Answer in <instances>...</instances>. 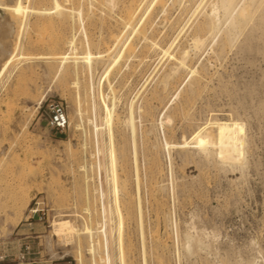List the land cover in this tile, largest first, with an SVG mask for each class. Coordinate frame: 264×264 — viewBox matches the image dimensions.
<instances>
[{
	"label": "rangeland",
	"instance_id": "obj_1",
	"mask_svg": "<svg viewBox=\"0 0 264 264\" xmlns=\"http://www.w3.org/2000/svg\"><path fill=\"white\" fill-rule=\"evenodd\" d=\"M61 1L82 17L0 9V249L28 241L42 264H79L80 253L93 264L86 234L66 240L54 223L82 229L101 217L97 264H264V0ZM130 11L139 32L124 26ZM70 37L78 48L61 63ZM183 48L181 66L170 53ZM54 101L66 130L49 123ZM215 118L244 123L238 164L180 145L198 126L215 137Z\"/></svg>",
	"mask_w": 264,
	"mask_h": 264
},
{
	"label": "bare ground",
	"instance_id": "obj_2",
	"mask_svg": "<svg viewBox=\"0 0 264 264\" xmlns=\"http://www.w3.org/2000/svg\"><path fill=\"white\" fill-rule=\"evenodd\" d=\"M22 1L23 0H17V1L15 0L16 3L14 2V4H4V3H2L0 1V9L1 10H4V9L13 10V11L17 12V14H19V13L21 14V13H25V12H33V13L39 14L40 16H42V15L49 16V15L55 13V14H59V15H61V14L69 15L70 17H76V16L82 17V11L80 9L76 10L74 7H68V6L66 7L63 4L64 2L61 1V0H52V6L51 7L32 8V9H31V7H30V9H28L27 7H25L23 5ZM66 1L68 2V0H66ZM255 1L256 0H249L250 5H252ZM167 2H168V0H164L163 3H162V5L163 6H166L167 5ZM220 2H221V7H224V8L227 9L231 5L232 0H220ZM200 4H202V3H200ZM217 12H218V7L216 6V3L215 4H212L211 11L209 12L210 13L209 18L216 17V19H217L218 18L217 17V15H218ZM241 14L244 15L245 13H241ZM244 16L242 18H244ZM206 20H205L204 23H201L200 25L198 24L199 25V29L200 28H203V26L206 23ZM123 23H124V26H126V27L128 26L133 31L139 32L138 23H136V13L134 11H130L124 17V22ZM152 24L150 23L149 25H147L148 30L152 29ZM202 30H204V29H202ZM196 31H199V30H196ZM205 31H206V29H205ZM199 33H201V30H200ZM199 33L195 32V34L193 35V39H192V45L196 49L199 48L200 46H202L203 45L202 42L204 41V39L202 38V36ZM206 33H204V34L206 35ZM202 35H203V33H202ZM142 36L144 37V39H147V37H145L144 34H142ZM65 42H66V45H67V50L63 53V56H61V63H65V61L63 59H64V55L68 51L73 52L76 48H78V46H77L78 45L77 38L70 37ZM148 45L150 47H155V48L156 47H158V48L160 47L159 46V42L158 41H155L153 39L150 40V42H149ZM171 46H172V44L169 47H163V48H161L162 52H164L166 55L169 54V51H170ZM54 53H55V51H54ZM59 53H57V54H59ZM57 54H55V55H57ZM188 55H189V50L187 48H183L178 53H170L171 59L174 60V63H176L177 65H181V66L182 65H185V60L188 57ZM168 58H169V56H168ZM75 62L77 63V60H75ZM187 65H188V63H187ZM178 67H180V66H178ZM171 73H172V71L167 72V74L166 73L165 74L168 77V76H170ZM166 80L164 79L163 82H165ZM77 84H78V82H74V85H77ZM41 101H42V99L39 100L35 104V107L33 109L34 112L32 111L33 112V115L38 110V108L40 107ZM108 111H109V108L107 107V112ZM79 112L81 114V111L80 110H79ZM31 117H33V116H31ZM106 120H107V122H110V119L108 118V115L106 116ZM89 121H91V119H89ZM132 121L133 120L130 119V122L133 124ZM212 121H209V124ZM212 124L215 127V137H213V135H211L210 133H208L207 131H205V127L204 126H198L194 130V132L192 134L191 140H188V141L186 140L183 143H181L180 145L186 146V145H189V144H192L193 143V144H195V146L197 145L199 147L213 146L212 148L216 147V155H217V157L221 161H223V162H231L232 161V162L238 164V162H240L242 160L243 154H244V142H245V127H244L245 125H244V123H242L241 121H239L237 119L215 118L214 119V123H212ZM96 127H97V125H96ZM214 138H215V140H213ZM165 144L167 146H170V145H172V146L179 145L178 143H171V142H168V141H166ZM113 154L114 153H112V151H111V169H112L113 180L116 181V175H115L116 173H115V170H116L117 161H116V158L114 157ZM136 180H137V183L139 184V177H138V175L136 176ZM88 191H89V189H88ZM103 207H105V206H103ZM89 208H86V210L88 211ZM138 209H139V212H140V215H141V212L143 210H141L140 197H139ZM103 213H104L103 214L104 217H106V215H105V208H104V212ZM66 216H69V215L67 214ZM100 223H101V217L97 218L96 220L94 219V221H90V223L87 222V224H85L84 227L81 229V228H78L70 219H67V218L64 217L63 219H60L59 221H57V222L54 223V226H55V230H54L55 233L54 234L56 236L63 237L66 240H71L75 236H80L81 234H86L87 244H88L87 250L91 254V257L93 259V264H97V258L100 259V262L103 261V260H105V256H103L101 254V252L99 251V247L98 246L97 247L95 246L98 243V238L97 237H98V235H99L100 232H102L104 235L107 236L106 229H102L100 231L97 229L96 226H99ZM120 229H121V225H119V230ZM185 237H186L188 243H190V239L192 237L191 233L187 232L186 235H185ZM198 241L200 242V244L202 243L201 240L198 239ZM67 244H69V243H67ZM146 249H145V246L143 245L142 252H143L144 262L146 261V254H147L146 253L147 252ZM77 260H78V263L79 264H82L83 263V257H82V254L81 253L78 255Z\"/></svg>",
	"mask_w": 264,
	"mask_h": 264
},
{
	"label": "built area",
	"instance_id": "obj_3",
	"mask_svg": "<svg viewBox=\"0 0 264 264\" xmlns=\"http://www.w3.org/2000/svg\"><path fill=\"white\" fill-rule=\"evenodd\" d=\"M49 123L58 130H66L70 125L69 114L63 102L54 101L48 104ZM40 254L35 251L31 242L25 241L20 245L17 252L14 249H0V264H42V259L34 255Z\"/></svg>",
	"mask_w": 264,
	"mask_h": 264
},
{
	"label": "crops",
	"instance_id": "obj_4",
	"mask_svg": "<svg viewBox=\"0 0 264 264\" xmlns=\"http://www.w3.org/2000/svg\"><path fill=\"white\" fill-rule=\"evenodd\" d=\"M55 264H59V263H55Z\"/></svg>",
	"mask_w": 264,
	"mask_h": 264
}]
</instances>
